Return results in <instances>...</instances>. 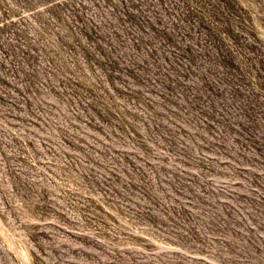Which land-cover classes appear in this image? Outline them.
I'll use <instances>...</instances> for the list:
<instances>
[{
  "label": "rangeland",
  "instance_id": "rangeland-1",
  "mask_svg": "<svg viewBox=\"0 0 264 264\" xmlns=\"http://www.w3.org/2000/svg\"><path fill=\"white\" fill-rule=\"evenodd\" d=\"M0 264H264V0H0Z\"/></svg>",
  "mask_w": 264,
  "mask_h": 264
}]
</instances>
